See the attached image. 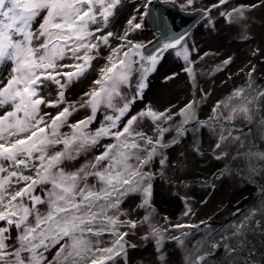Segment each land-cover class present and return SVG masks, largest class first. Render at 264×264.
<instances>
[{"label":"snow or ice","instance_id":"snow-or-ice-1","mask_svg":"<svg viewBox=\"0 0 264 264\" xmlns=\"http://www.w3.org/2000/svg\"><path fill=\"white\" fill-rule=\"evenodd\" d=\"M193 3L185 0L181 7ZM227 3L219 0L213 7ZM124 5L125 0H0V264H126L128 248L135 247L126 239L132 230L147 225L143 239L155 238L157 246L164 239L151 222L153 173L146 169L158 148L166 146L170 128L163 125L175 115L187 123L194 103L178 113L151 107L134 111L133 105L161 52L181 46L177 55L193 61L182 36L158 38L167 42L156 53L133 41L132 33L143 27L136 14L122 33L110 30ZM243 11L233 8L221 15L231 19ZM102 47L110 51L98 78L78 100L70 99L71 87L86 78ZM185 70L195 80L193 69ZM137 72L129 96L122 89L132 87ZM237 97L243 102L232 111L247 113L251 101L242 90L232 94ZM80 109L90 114L70 123ZM94 122L99 127L92 129ZM64 127L70 131L62 132ZM105 138L109 142L101 143ZM96 148L103 151L70 170L68 162ZM253 155L264 160V152ZM130 199L139 202L127 207ZM136 209L144 210L142 218H133ZM171 239L183 244L179 237ZM194 254L187 252L185 264H201L204 257L192 259ZM160 259L165 262L163 254Z\"/></svg>","mask_w":264,"mask_h":264},{"label":"rangeland","instance_id":"rangeland-1","mask_svg":"<svg viewBox=\"0 0 264 264\" xmlns=\"http://www.w3.org/2000/svg\"><path fill=\"white\" fill-rule=\"evenodd\" d=\"M152 1L125 0L110 30L122 33L127 19L136 14L143 25L140 30L144 28L145 31L148 24L140 13H144ZM173 1L180 6L185 2ZM194 2L199 4L193 3L192 8L202 2L206 4V8L201 7L208 11V15L199 24H203L204 33L210 34L211 48L190 47L189 61L193 63L177 55L182 47L169 50L173 52L163 60L162 65L148 73L142 98L133 105L134 111L151 107L156 111L178 113L187 104L194 103V117L184 123V117L179 115L163 125L170 128L164 134L163 143L166 146L158 148L150 167L154 171L153 192L159 188H173L168 191L171 201L165 203V199L163 204L159 202L160 206L156 209L159 211L154 210V213L164 212L151 221L162 230L164 239L160 246H157L155 238L150 237L145 239L150 243L147 247L128 249L126 264H185L189 250L195 252L192 259L204 257L201 264H264V160L253 155L264 152V97L259 95L264 92V41L255 39L264 36V0H228L227 4L219 7H213L219 0L213 3L207 0ZM137 8L140 13L135 11ZM233 8H243V15L233 13L231 19L221 15ZM191 35L192 31L181 43ZM109 51V48H101L100 57L93 61V68L86 78L76 81L71 87L70 99L78 100L89 90L92 81L98 78L99 69L107 63ZM189 67L193 69L195 80L185 70ZM139 75V72L135 73L131 78L132 87L122 91L131 96ZM228 82L231 85L226 91L212 99L214 88ZM237 90H242L243 97L251 101L247 113L232 111L243 102L240 97L232 98ZM221 101L225 103L221 104ZM202 104L206 105L204 114L201 112ZM218 104L220 107L214 112ZM48 111L55 112L54 109ZM104 111L102 109L97 114L101 121ZM86 114H90V109H80L69 118V122L84 119ZM226 122L236 123L239 129L229 127ZM188 123H191L190 127L183 129L182 133L177 132ZM90 127L95 129L99 124L94 122ZM61 131L69 132L70 129L64 127ZM221 136L225 138L222 140ZM108 142L109 138L101 141ZM99 151L103 149H93L87 156L82 155L77 161L68 162L70 170L72 165L79 166L89 159V154L95 155ZM175 152V158L178 154V171L183 179L177 186L171 187L164 169L175 160ZM218 173L220 176L214 178ZM252 185L262 189L255 192L251 189ZM234 192H237L235 197L232 196ZM135 200H128L126 206L135 207L139 202ZM170 202H175L177 208L170 206ZM167 208L173 217L164 214ZM235 210L240 213L230 221L227 216ZM137 211L133 212V218H142L144 210ZM176 224L188 227H171ZM134 231L144 237L148 228L142 225ZM171 237H179L183 244ZM141 250H146V253ZM54 253L55 249H52L51 255ZM161 254L165 262L161 261Z\"/></svg>","mask_w":264,"mask_h":264},{"label":"bare ground","instance_id":"bare-ground-1","mask_svg":"<svg viewBox=\"0 0 264 264\" xmlns=\"http://www.w3.org/2000/svg\"><path fill=\"white\" fill-rule=\"evenodd\" d=\"M194 4H196V2H194ZM199 4V2L197 3ZM196 4V5H197ZM187 10H191L192 7L190 8H186ZM203 24L201 26V23H196L193 28H192V35L187 38L186 40H184L181 45L184 46V47H187V49H189L190 47H192L193 45H195V47H202V48H211L212 45H210V34H206L203 32ZM148 27L145 28V31H144V28L142 30H137L136 32H134V34L131 36V39H133V41L135 42H140V43H146L151 37H152V33L147 29ZM211 31V30H210ZM206 34V35H205ZM255 39H258L260 41H264V36L263 37H256ZM181 47V46H180ZM173 51H168L166 52L158 61L157 65L155 68H158L160 67V65H162L163 63V60L167 58V56L169 54H171ZM231 85V82L229 83H226L224 86H221L219 88H214V93L212 95V99L213 98H217L220 94H222L223 92L226 91V88H228L229 86ZM205 109H206V105L205 104H202L201 105V112L202 114H204L205 112ZM77 116H79V113H77ZM175 118L179 117V115H175L174 116ZM176 152L173 154V158H175V155ZM93 155H90L88 156L89 159L92 158ZM178 154H177V157L175 158L174 161L171 162V165L166 167L164 169V172L166 173L165 175L168 177V179L170 180V185L171 187H175L177 186V184L179 183V181H181L183 178L182 176L179 174V171H178ZM78 167V165H76ZM146 170H150L153 174H154V171L153 169L150 167V165L148 166V168ZM165 176V177H166ZM174 183V184H173ZM169 190H173L172 189H167V188H159L157 191H154L153 192V197H152V208L155 210V212L159 211L156 210L159 205V202L161 204L164 203L165 199V203L168 202V201H171L169 199V196H168V191ZM245 195H248L247 194V191L244 192ZM237 195V192H234L232 194L233 197H235ZM247 198V197H246ZM245 198V199H246ZM245 199L243 201H245ZM135 201H138L137 199ZM135 203V202H133ZM170 206H174L175 208H177V204L175 202H170ZM165 210V209H164ZM140 209H138L137 212H139ZM162 212H158V213H154L153 212V216H152V219H156L158 217H160V214L163 213L164 211L163 210H160ZM167 212L164 213V214H168V216L170 217H173L171 214H170V209L167 208L166 210ZM144 213V211L142 212V214ZM133 215V214H132ZM158 222V221H157ZM143 236L141 234H137L135 233L134 230H132V233L126 237V239L131 243V244H134L135 247L134 248H128L130 250H134L136 247H139V246H142V247H147L150 243L147 242V240L143 239L142 238ZM143 252L146 253V250H141ZM148 252V251H147ZM55 254V253H54ZM178 254V253H177Z\"/></svg>","mask_w":264,"mask_h":264},{"label":"water","instance_id":"water-1","mask_svg":"<svg viewBox=\"0 0 264 264\" xmlns=\"http://www.w3.org/2000/svg\"><path fill=\"white\" fill-rule=\"evenodd\" d=\"M145 13L150 30L156 33L146 43L147 52L153 53L159 52L163 43L167 42L165 39L158 40V38L162 36L173 38L182 36L184 38L196 23L208 15V11L205 8L182 9L173 0H154L153 5L148 7ZM150 41L154 43H149ZM164 52H161L160 56ZM226 124L229 127L239 129L234 122H226Z\"/></svg>","mask_w":264,"mask_h":264},{"label":"flooded vegetation","instance_id":"flooded-vegetation-1","mask_svg":"<svg viewBox=\"0 0 264 264\" xmlns=\"http://www.w3.org/2000/svg\"><path fill=\"white\" fill-rule=\"evenodd\" d=\"M207 1H210L211 3H213L214 2V0H207ZM153 3H154V0L152 1V3L151 4H149L147 7H146V9L144 10V13L146 12V10L148 9V7H150V6H152L153 5ZM201 5L202 6H204L205 8H206V4L205 3H201ZM201 5H198V6H196V7H194V8H197V7H200V8H202L201 7ZM180 6V5H179ZM182 8V7H181ZM194 8H192V9H194ZM183 9V8H182ZM206 17V16H205ZM204 17V18H205ZM204 18H202L200 21H202ZM145 20H146V22H147V19H146V15H145ZM199 21V22H200ZM198 22V23H199ZM147 24H148V22H147ZM148 27L150 28V26H149V24H148ZM150 40V39H149ZM148 40V41H149ZM147 41V42H148ZM146 42V43H147ZM146 43H145V45H146ZM191 126V123H188V124H186V125H184L183 127H181V129H185V128H187V127H190ZM257 141V140H256ZM256 143V142H255ZM220 176V174L218 173V174H215V176H214V178H218ZM262 182H263V184H264V179H262ZM251 189L252 190H255V192H259L261 189H262V187L261 188H259L258 186H255V185H252V187H251ZM250 190V189H249ZM247 197H248V195H247ZM229 209H231V208H229ZM240 212H238V211H234L233 212V214H229L228 216H227V218H230V221L231 220H233V219H235V218H237V216H238V214H239Z\"/></svg>","mask_w":264,"mask_h":264}]
</instances>
